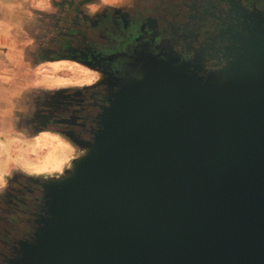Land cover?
I'll use <instances>...</instances> for the list:
<instances>
[{
  "label": "water",
  "instance_id": "1",
  "mask_svg": "<svg viewBox=\"0 0 264 264\" xmlns=\"http://www.w3.org/2000/svg\"><path fill=\"white\" fill-rule=\"evenodd\" d=\"M228 59L153 60L105 111L10 264H264V16Z\"/></svg>",
  "mask_w": 264,
  "mask_h": 264
},
{
  "label": "flooded vegetation",
  "instance_id": "2",
  "mask_svg": "<svg viewBox=\"0 0 264 264\" xmlns=\"http://www.w3.org/2000/svg\"><path fill=\"white\" fill-rule=\"evenodd\" d=\"M49 6L53 11L36 15L31 59L75 62L100 72L101 80L52 90L28 123L38 133L82 144L94 141L116 93L142 79L153 60L194 63L200 75L216 71L243 30V15L264 16V0H123L115 6L52 0ZM46 185L21 172L7 179L0 194V264L33 243L47 217Z\"/></svg>",
  "mask_w": 264,
  "mask_h": 264
},
{
  "label": "rangeland",
  "instance_id": "3",
  "mask_svg": "<svg viewBox=\"0 0 264 264\" xmlns=\"http://www.w3.org/2000/svg\"><path fill=\"white\" fill-rule=\"evenodd\" d=\"M100 1L115 6L123 0ZM33 31L19 37L33 40ZM31 44L25 60H0V194L7 179L17 172L38 176L47 185L60 180L87 152L84 144L60 134L38 133L28 122L38 113L35 107L40 98L45 101L52 90L86 84L98 74L71 61L56 64L32 60L35 47ZM53 162L59 164L58 169L53 168Z\"/></svg>",
  "mask_w": 264,
  "mask_h": 264
},
{
  "label": "crops",
  "instance_id": "4",
  "mask_svg": "<svg viewBox=\"0 0 264 264\" xmlns=\"http://www.w3.org/2000/svg\"><path fill=\"white\" fill-rule=\"evenodd\" d=\"M50 11L48 0H0V60H25L33 41L19 36L38 25L37 14Z\"/></svg>",
  "mask_w": 264,
  "mask_h": 264
},
{
  "label": "bare ground",
  "instance_id": "5",
  "mask_svg": "<svg viewBox=\"0 0 264 264\" xmlns=\"http://www.w3.org/2000/svg\"><path fill=\"white\" fill-rule=\"evenodd\" d=\"M64 62V61H63ZM59 63H60V61H59ZM56 64H58L57 62H56ZM55 64V65H56ZM76 65V64H75ZM63 66V65H62ZM57 67V66H56ZM86 71V70H85ZM87 72V71H86ZM95 72V71H94ZM97 73H98V71H96ZM90 74V73H89ZM87 75V74H86ZM99 75H100V72H99ZM99 75H95V76H93L92 78H91V80H89V81H87V84H96V83H98L100 80H101V77L99 76ZM89 76H91V74L89 75ZM43 139V138H42ZM54 163V162H53ZM45 165V164H44ZM48 166V165H47ZM42 168V167H41ZM53 168L54 169H58L59 168V164L58 163H54V165H53ZM42 172V171H41ZM43 172H45V171H43ZM52 172V171H51Z\"/></svg>",
  "mask_w": 264,
  "mask_h": 264
},
{
  "label": "trees",
  "instance_id": "6",
  "mask_svg": "<svg viewBox=\"0 0 264 264\" xmlns=\"http://www.w3.org/2000/svg\"><path fill=\"white\" fill-rule=\"evenodd\" d=\"M36 49H37V48H35V51H34V52H36ZM32 55H34V53H33Z\"/></svg>",
  "mask_w": 264,
  "mask_h": 264
}]
</instances>
